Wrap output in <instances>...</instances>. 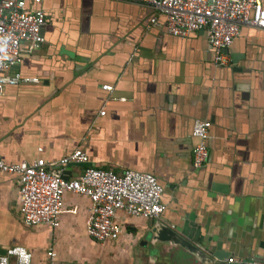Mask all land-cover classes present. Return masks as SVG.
Wrapping results in <instances>:
<instances>
[{"label": "crops", "instance_id": "crops-1", "mask_svg": "<svg viewBox=\"0 0 264 264\" xmlns=\"http://www.w3.org/2000/svg\"><path fill=\"white\" fill-rule=\"evenodd\" d=\"M42 7L46 42L35 51L25 44L23 62L8 72L39 81L8 84L0 94L2 158H43L58 169L82 149L89 165H67L68 178L88 166L152 173L167 209L152 219L119 212L120 239L101 243L88 234L87 196L66 194L58 227H29L18 176L0 173V257L23 246L33 264H51V250L61 264H156L165 249L171 256L162 264H203L181 247L152 245L147 232L164 220L227 252L210 264L264 258V30L244 27L231 48L236 63L218 66L204 30L173 36L153 8L124 0H45ZM199 118L213 126L210 159L196 169Z\"/></svg>", "mask_w": 264, "mask_h": 264}, {"label": "built area", "instance_id": "built-area-1", "mask_svg": "<svg viewBox=\"0 0 264 264\" xmlns=\"http://www.w3.org/2000/svg\"><path fill=\"white\" fill-rule=\"evenodd\" d=\"M153 8L166 19L168 33L188 37L204 30L214 61L229 66L231 57L225 52L240 36L244 27L264 30L263 0H124ZM44 0H0V94L8 84L38 82L20 72L8 74L19 66L26 53L45 43L42 34L47 25V13L38 6ZM152 24L158 17L151 18ZM26 44V46H24ZM112 90L113 86H103ZM105 114V112H102ZM212 122L196 119L193 135L198 140L194 148V167L200 169L210 159L207 141ZM89 162L88 154L78 149L62 158L58 169L40 158L34 162L7 163L0 153V173L19 178L21 213L26 226L58 227L64 212V198L68 193L87 196L92 203L88 223L89 236L101 243L118 241L123 232L116 222L119 212L142 218H158L167 209L163 201L164 187L152 173L126 170L122 174L113 169L88 166L80 178H66L65 167L71 163ZM51 264L57 263L56 253L48 252ZM231 264H264V259L243 261L234 257ZM0 264H33V254L23 246L9 248L0 257ZM82 264V263H80Z\"/></svg>", "mask_w": 264, "mask_h": 264}, {"label": "water", "instance_id": "water-1", "mask_svg": "<svg viewBox=\"0 0 264 264\" xmlns=\"http://www.w3.org/2000/svg\"><path fill=\"white\" fill-rule=\"evenodd\" d=\"M42 6H43V4L39 5L38 7L42 8L43 10H45ZM44 30H45V28H44ZM44 30H43L42 34L45 36ZM240 36H241V34H240ZM236 40L234 41V43L236 42ZM45 42H46V37H45ZM233 44L229 48H227L225 50V52L228 53L230 55V57L232 55L231 48L233 47ZM212 60L215 63L214 58ZM231 60H232L233 64L236 63L235 56L232 55ZM218 66H220V65H218ZM15 68H18V66H16ZM12 86H16V85H12ZM210 138H211V132H210V137H209V139L207 141L208 148H209V140H210ZM83 165H89V164H83ZM66 178H68V177L66 176ZM164 195H165V191H164ZM164 195H163V201H164ZM164 203H165V201H164ZM147 237L149 239H151L152 245H155L156 243H168L172 247H181V248L185 249L186 251L190 252L191 254L195 255L197 257V259L203 264L214 263L216 260L222 261V260L225 259V255L227 253L224 250H213V249L211 250L210 247L204 245L202 242L193 241V240L185 237L182 234V230L181 229L177 228L176 225H174V224L166 223L164 220L156 221V223L153 225V227H151L148 230ZM5 254H6V252H5ZM164 254H166L167 256H171V254L169 252H167V250H166V252ZM261 259H264V258H261ZM261 259H256V260H261Z\"/></svg>", "mask_w": 264, "mask_h": 264}, {"label": "rangeland", "instance_id": "rangeland-1", "mask_svg": "<svg viewBox=\"0 0 264 264\" xmlns=\"http://www.w3.org/2000/svg\"><path fill=\"white\" fill-rule=\"evenodd\" d=\"M163 251H162V253H165L166 251L164 250V249H162ZM138 257H140L141 259V261H143V262H146V263H148L149 262V256H145V255H138ZM165 257H167V255L166 254H164V255H161L160 256V261L158 262H156V264H162V263H160V262H164L165 263V260L167 261V259L165 258ZM165 258V259H164ZM96 264H98L99 263V261H97V262H95ZM150 263V262H149ZM94 264V263H93Z\"/></svg>", "mask_w": 264, "mask_h": 264}, {"label": "flooded vegetation", "instance_id": "flooded-vegetation-1", "mask_svg": "<svg viewBox=\"0 0 264 264\" xmlns=\"http://www.w3.org/2000/svg\"><path fill=\"white\" fill-rule=\"evenodd\" d=\"M47 24H48V17H47ZM47 26V25H46Z\"/></svg>", "mask_w": 264, "mask_h": 264}]
</instances>
